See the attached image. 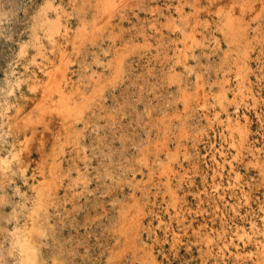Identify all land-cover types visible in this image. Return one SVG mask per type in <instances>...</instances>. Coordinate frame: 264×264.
Masks as SVG:
<instances>
[{
  "label": "rangeland",
  "instance_id": "obj_1",
  "mask_svg": "<svg viewBox=\"0 0 264 264\" xmlns=\"http://www.w3.org/2000/svg\"><path fill=\"white\" fill-rule=\"evenodd\" d=\"M107 2L0 0V264H264V0Z\"/></svg>",
  "mask_w": 264,
  "mask_h": 264
},
{
  "label": "bare ground",
  "instance_id": "obj_2",
  "mask_svg": "<svg viewBox=\"0 0 264 264\" xmlns=\"http://www.w3.org/2000/svg\"><path fill=\"white\" fill-rule=\"evenodd\" d=\"M212 1V0H211ZM104 2V1H103ZM108 6L110 7V8H112V7H114V3H115V0H108ZM219 7V6H218ZM217 7V8H218ZM220 8V7H219ZM105 9V8H104ZM183 9V8H182ZM210 9V8H209ZM221 10H222V8H220ZM217 10H219V9H217ZM221 10H220V12H221ZM249 12V11H248ZM216 15H217V13H215ZM194 18V17H193ZM47 19V18H46ZM184 19V18H183ZM246 21V20H245ZM185 22V21H184ZM52 23V22H51ZM186 23H188V21L187 22H185V24ZM57 26V25H56ZM176 26V25H175ZM55 28V27H54ZM48 29V28H47ZM56 30H58V29H56ZM55 31V30H54ZM226 33V32H225ZM244 35V34H243ZM256 35V34H255ZM38 37V36H37ZM190 37V36H189ZM186 38H188V37H186ZM192 38H193V36H192ZM195 38V37H194ZM196 39V38H195ZM187 41V40H186ZM190 41H191V38H190ZM188 42V41H187ZM191 43V42H190ZM56 66V65H55ZM62 66V65H61ZM60 68V67H59ZM46 70V69H45ZM44 70V71H45ZM55 70V69H54ZM53 73H54V71H53ZM34 80V79H33ZM39 81V80H38ZM52 84H54L53 86V88H49V94L52 92V90L53 91H55L57 94H58V97H57V100L54 102V103H56V106H54V108L56 109V111H59L66 119L67 118H69V115L72 113V109H73V107H76L77 106V104H76V106L74 105V101H73V103L72 102H70V100H72V96L70 97L69 95H67L66 93H65V91L62 89V87H61V85L60 84H58V81H57V83L55 82V76H54V74H49V78H48V82H47V84H46V86H45V88H46V90H45V93H47V87H49V86H51ZM36 85V84H35ZM35 85H34V87H35ZM37 86V85H36ZM32 89V88H31ZM34 89V88H33ZM52 89V90H51ZM35 90V89H34ZM33 91V90H32ZM47 97V96H46ZM74 100V99H73ZM76 100V99H75ZM51 103V102H50ZM39 109V108H38ZM75 109V108H74ZM78 110V109H77ZM78 112V111H77ZM43 114V113H42ZM75 114H77V113H75ZM41 115V114H40ZM39 117V116H38ZM70 118H71V116H70ZM24 120V119H23ZM37 120V119H36ZM39 120H40V118H39ZM66 121V120H65ZM23 123V122H22ZM33 123V122H32ZM36 123V122H35ZM23 144V143H22ZM29 145V144H28ZM27 148V147H26ZM21 149V148H20ZM13 151V150H12ZM11 151V152H12ZM18 151V150H17ZM27 151V150H26ZM13 154H14V152H13ZM19 154H21L20 152H19ZM26 155H27V153H25ZM24 154V155H25ZM8 155V154H7ZM11 155V154H10ZM15 155V154H14ZM29 155V154H28ZM55 156H57L56 154H55ZM3 157V156H2ZM19 157V156H18ZM27 157V156H26ZM1 159V158H0ZM28 159V158H27ZM55 159V158H54ZM13 161V160H12ZM4 164L5 165H7V161H4ZM28 164V163H27ZM26 164V165H27ZM53 164V163H52ZM9 165V164H8ZM54 166V165H53ZM5 167V166H4ZM26 167V166H25ZM20 168H21V166H20ZM2 169H3V167H2ZM10 170V169H9ZM24 170H25V168H24ZM7 171H8V169H7ZM3 172H4V170H3ZM18 172L19 173H21L19 170H18ZM24 173V172H23ZM9 174H10V171H9ZM21 175V174H20ZM41 192V191H40ZM42 193H40L39 195H41ZM37 197V196H36ZM28 198V197H27ZM31 200V199H30ZM36 200V199H35ZM40 197H38L37 198V200L35 201V203L33 204V206H34V208L31 210V211H36L37 210V208L39 207V205H40ZM33 201V200H32ZM31 202V201H30ZM21 207H23L24 208V204H23V206H21ZM26 208V207H25ZM24 208V209H25ZM23 209V210H24ZM26 210H28V209H26ZM29 211V210H28ZM25 212V211H24ZM26 213V212H25ZM20 214V213H19ZM23 214V213H22ZM17 215H18V212L17 211H15L14 212V214H13V216L15 217V219H16V217H17ZM25 215V214H24ZM24 215H22V216H24ZM29 215H32V214H29ZM25 218V217H24ZM29 218H31V217H29ZM28 218V219H29ZM26 220V219H25ZM15 222V221H14ZM20 223V222H19ZM5 235H7V233L5 232V231H3L1 228H0V243L2 242V238L5 236ZM8 237H9V239L8 240H10V243H11V247H14V248H16V250H17V252H18V255L19 256H21V260H19V263L18 264H38V261H39V257H38V255H37V252H36V243H35V240H34V238H33V236H32V227H30V228H28V227H22V226H18V225H15L14 227H13V230L10 232V233H8ZM9 243V244H10ZM0 248H1V245H0ZM8 250H10V248L8 249ZM13 250V249H12ZM16 251H15V253H17ZM9 253V252H8ZM4 255V254H3ZM9 255H10V253H9ZM17 255V256H18ZM14 257V256H13ZM16 258V257H15ZM13 259V258H12ZM14 263V262H13ZM17 263V262H16ZM154 263V262H153Z\"/></svg>",
  "mask_w": 264,
  "mask_h": 264
}]
</instances>
